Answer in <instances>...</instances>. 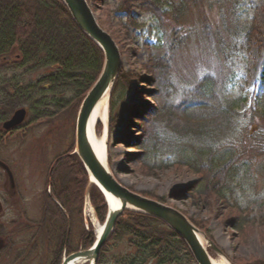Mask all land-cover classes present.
Returning <instances> with one entry per match:
<instances>
[{
  "label": "trees",
  "instance_id": "trees-1",
  "mask_svg": "<svg viewBox=\"0 0 264 264\" xmlns=\"http://www.w3.org/2000/svg\"><path fill=\"white\" fill-rule=\"evenodd\" d=\"M117 1L108 14L116 12L128 28H140L142 23L132 13L138 1ZM242 2L141 0V11L151 13L160 39L158 45H151L146 63L155 87L150 91L154 105L146 104L141 110L145 112V124L141 126L140 142L144 160L149 141L157 139L158 130L162 138L166 133L173 156L170 166L184 167L197 176L190 194L196 193L207 207L219 203L222 222L241 240L257 233L264 241V210L252 214L236 195L244 175H251L249 185L253 189H257L259 178L264 179V93L254 95L243 113L238 111L241 99L228 93L234 77L231 58L247 50L258 33L256 20L242 17ZM195 8L201 14L197 23L188 26L186 17ZM96 19L125 55L117 37L100 18ZM194 33L193 39L199 42L200 37L204 42L201 54L210 55L219 65L178 91L174 81L176 52L193 40ZM103 61L100 47L78 28L62 0H0V122L24 107L27 117L21 128L40 124L51 129L65 125L74 128L79 105L98 78ZM124 79L121 67L109 99L108 137L121 120L123 104L115 111L113 98L117 101L128 89ZM175 95L178 99L173 101L171 96ZM72 151L73 139L48 169L40 196L41 216L28 224L49 249L45 264H60L63 254L93 244V233L82 221L86 190L98 220L103 222L106 215L102 193L89 184L86 170ZM140 193L165 203L164 197ZM189 219L212 240L201 222ZM73 222L80 226L76 244L71 238ZM109 244L123 245L124 251L109 255ZM95 264L195 263L184 241L166 224L126 210L116 220ZM232 264H264V257L234 260Z\"/></svg>",
  "mask_w": 264,
  "mask_h": 264
},
{
  "label": "rangeland",
  "instance_id": "rangeland-1",
  "mask_svg": "<svg viewBox=\"0 0 264 264\" xmlns=\"http://www.w3.org/2000/svg\"><path fill=\"white\" fill-rule=\"evenodd\" d=\"M136 1L138 2L132 13L142 23L138 29L128 28L121 19L117 18L116 12L108 14V11L115 8L117 0H91L89 3L93 6L95 15L117 37L125 54L122 55V70L126 74L124 81L128 83V89L117 101L115 96L113 98L116 102L115 111L120 103L123 107L120 110L121 120L110 137H108V125L106 126L107 134L103 140L108 152L109 165H107L123 185L136 192L164 197L166 204L185 211L188 217L201 222V225L210 232L212 240L207 238L223 254L222 256L209 248L211 258L225 259L232 264L234 260L264 257V241L260 240L257 233H251L241 240L234 229L222 222L223 210L219 203L207 207L196 193L190 194L197 176L184 167L170 166L173 156L169 151L171 144L166 133L162 138V132L158 130L157 139L149 141L146 155L142 160L145 150L141 147L140 138L143 137V133L141 135L140 130L145 124V112L141 113V110H144L146 104L154 105L150 91L155 88L151 84L152 75L146 63L151 54V45L159 43L160 33L156 29L151 13L142 12L141 0ZM241 13L244 19H255L258 27V33L247 50L235 53L230 62L234 77L228 93L232 97L241 99L238 111L243 113L251 106L254 95L264 93V0H243ZM200 14L198 8L192 9L186 17L188 26L197 23ZM195 34L191 35V39L196 36ZM203 47L204 42L199 37V42L197 38L189 40L176 52L174 81L178 91L188 88L203 74L212 73L218 68L219 63L217 64L215 59L210 55L201 54ZM171 99L176 101L178 96H171ZM103 126L102 122L96 125V133L99 137H103ZM55 128L57 126L51 129L44 124L20 128L7 138L5 144L0 145V161L8 165L14 178L16 195L13 199H16L20 208L26 211L28 222L40 218V195L45 187L48 168L54 158L62 154L73 139L74 128L70 125ZM250 178L251 175L243 176L236 195L243 205L249 207L252 214H258L264 210V179L259 178L257 189H253L249 185ZM6 183L5 174L0 169V204L4 213L1 218L3 222L18 218V212L14 210V204L5 189ZM6 185L9 187L8 183ZM87 201L95 220L94 223L91 222L85 213L84 197L82 221L84 228L92 231L95 238L96 226L103 222L98 220L88 198ZM79 232L80 226L73 222L71 238L75 244L78 242ZM35 233H37L35 229H28L27 247L24 246L27 257L22 263L17 261V264H45L49 260V249L45 243H41L39 233L33 241L30 240ZM30 242L34 244H29ZM123 251L124 246L120 244L108 247L109 255ZM14 258L16 259V255L14 257L13 252H8L0 259V264H11Z\"/></svg>",
  "mask_w": 264,
  "mask_h": 264
},
{
  "label": "water",
  "instance_id": "water-1",
  "mask_svg": "<svg viewBox=\"0 0 264 264\" xmlns=\"http://www.w3.org/2000/svg\"><path fill=\"white\" fill-rule=\"evenodd\" d=\"M78 28L93 40L102 50L104 62L95 83L83 98L75 121L74 150L93 182L102 192L106 203V216L101 232L88 249H80L62 258L60 264H95L100 248L112 233L117 218L125 211H135L150 215L161 220L174 231L186 244L196 264H212L207 248L223 256L219 248L198 229L188 217L178 209L148 198L123 185L110 171L108 165H103L94 154L87 137V122L94 105L107 92L108 98L117 79L122 65V56L118 46L108 32L97 23L93 10L86 0H62ZM27 111L24 107L16 109L8 119L1 123V129L11 130L20 126L25 120ZM10 188L14 181L8 166L0 161ZM203 239V243L200 240ZM0 239V247L2 246Z\"/></svg>",
  "mask_w": 264,
  "mask_h": 264
},
{
  "label": "flooded vegetation",
  "instance_id": "flooded-vegetation-1",
  "mask_svg": "<svg viewBox=\"0 0 264 264\" xmlns=\"http://www.w3.org/2000/svg\"><path fill=\"white\" fill-rule=\"evenodd\" d=\"M21 127L22 126H19L16 129L10 131L4 129L2 130L0 122V145L2 143L5 144V142H7V138L10 137L14 131H17ZM6 184L5 189L11 198L12 203L14 204V210L16 213L18 212V218H12L7 222L1 221L4 213L0 204V239L2 240V246L0 247V259H2L8 252H13L14 257L16 255V259L14 258V261L11 264H17L18 262L22 263L27 257V253L24 251V246L27 247L26 235L29 222L26 211L20 208L16 199H13V197L16 195V189L14 190L9 188ZM6 214L7 213H5V215Z\"/></svg>",
  "mask_w": 264,
  "mask_h": 264
},
{
  "label": "bare ground",
  "instance_id": "bare-ground-1",
  "mask_svg": "<svg viewBox=\"0 0 264 264\" xmlns=\"http://www.w3.org/2000/svg\"><path fill=\"white\" fill-rule=\"evenodd\" d=\"M107 109H108V93L106 92L101 99L94 105L91 115L87 122V137L91 145V148L97 158L101 161L103 165H107L108 152L104 144V134L103 137H99L96 133V125L98 122H102L105 126L107 118ZM85 213L89 216L90 221L94 223V216L91 211L89 202L86 199L85 203ZM102 225H97L95 229V235L98 236L101 232ZM200 240L203 243V239L200 236ZM212 264H229L225 259H213L210 258ZM82 264V263H77Z\"/></svg>",
  "mask_w": 264,
  "mask_h": 264
}]
</instances>
